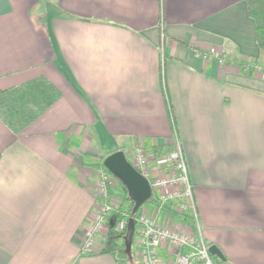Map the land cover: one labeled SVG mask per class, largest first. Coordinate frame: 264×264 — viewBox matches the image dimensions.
I'll list each match as a JSON object with an SVG mask.
<instances>
[{
	"label": "crops",
	"instance_id": "obj_1",
	"mask_svg": "<svg viewBox=\"0 0 264 264\" xmlns=\"http://www.w3.org/2000/svg\"><path fill=\"white\" fill-rule=\"evenodd\" d=\"M38 76L59 98L20 133L0 119V264H139L133 221L120 255L102 251L108 226L80 250L96 167L174 130L216 264H264V50L243 1L0 0V88Z\"/></svg>",
	"mask_w": 264,
	"mask_h": 264
},
{
	"label": "built area",
	"instance_id": "obj_2",
	"mask_svg": "<svg viewBox=\"0 0 264 264\" xmlns=\"http://www.w3.org/2000/svg\"><path fill=\"white\" fill-rule=\"evenodd\" d=\"M172 145V150L158 155L148 152L142 145L134 146L126 153L131 164L148 180L152 193H156L157 209L163 211L167 205H174L175 211L190 221L184 228H176L166 212L159 221L145 211L134 216L121 212L114 227L123 230L130 221L134 222L139 264H164L162 252L165 250L170 253L168 264H216L209 251L210 245L204 239L188 167L175 130ZM97 177L98 197L84 231L80 249L83 254L93 251L97 234L112 221L111 214L120 202L119 194L109 191L114 180L103 166L97 169Z\"/></svg>",
	"mask_w": 264,
	"mask_h": 264
},
{
	"label": "trees",
	"instance_id": "obj_3",
	"mask_svg": "<svg viewBox=\"0 0 264 264\" xmlns=\"http://www.w3.org/2000/svg\"><path fill=\"white\" fill-rule=\"evenodd\" d=\"M241 1L246 4L247 14L253 21L255 41L258 47L264 50V0ZM59 96L60 92L58 89L43 76L32 78L11 87L0 88V119L14 133H20L27 125L46 111L59 98ZM152 149L154 154L158 155L162 152H169L173 149V145L172 143L158 145L153 146ZM102 166L107 171V174L114 180L113 183L111 182L109 185L110 193L114 194L115 191L111 188L116 181L120 182V180L110 173L104 165ZM121 185L123 186L122 183ZM123 188V193L119 195L120 202L112 212V221H109L108 224V232L102 250L106 253L115 252L120 255L124 251V242L122 239L126 228L123 230H116L114 227L115 222L121 216L120 213L126 212L134 216L138 215L141 211L140 207L135 212H132L134 201L130 198L126 188L124 186ZM156 202L157 198L151 195L145 203ZM123 205H125V208H123Z\"/></svg>",
	"mask_w": 264,
	"mask_h": 264
},
{
	"label": "water",
	"instance_id": "obj_4",
	"mask_svg": "<svg viewBox=\"0 0 264 264\" xmlns=\"http://www.w3.org/2000/svg\"><path fill=\"white\" fill-rule=\"evenodd\" d=\"M103 165L117 177L134 201L132 212L138 210L151 196L152 190L148 180L131 164L125 153L118 149L108 154ZM212 255L222 258L221 251L215 245L209 246Z\"/></svg>",
	"mask_w": 264,
	"mask_h": 264
},
{
	"label": "rangeland",
	"instance_id": "obj_5",
	"mask_svg": "<svg viewBox=\"0 0 264 264\" xmlns=\"http://www.w3.org/2000/svg\"><path fill=\"white\" fill-rule=\"evenodd\" d=\"M93 133H95L94 135L92 134L93 136V141H92V144L93 146H95V148L97 149H100V151H107V149H109V145H112L113 144V141L112 139L108 138V137H101L99 136V133H97L96 131H92ZM103 165V159L99 162L98 161V164H97V167H96V177H95V181L97 180V169ZM97 184V182H96ZM173 210L175 211L174 209V205H173ZM106 229V228H105ZM215 256H213L214 258Z\"/></svg>",
	"mask_w": 264,
	"mask_h": 264
}]
</instances>
